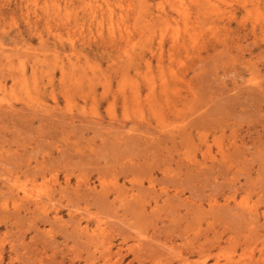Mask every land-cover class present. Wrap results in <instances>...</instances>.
Segmentation results:
<instances>
[{"label":"rangeland","instance_id":"374dc122","mask_svg":"<svg viewBox=\"0 0 264 264\" xmlns=\"http://www.w3.org/2000/svg\"><path fill=\"white\" fill-rule=\"evenodd\" d=\"M0 264H264V0H0Z\"/></svg>","mask_w":264,"mask_h":264},{"label":"bare ground","instance_id":"6f19581e","mask_svg":"<svg viewBox=\"0 0 264 264\" xmlns=\"http://www.w3.org/2000/svg\"><path fill=\"white\" fill-rule=\"evenodd\" d=\"M171 8V7H170ZM15 189V188H14Z\"/></svg>","mask_w":264,"mask_h":264}]
</instances>
